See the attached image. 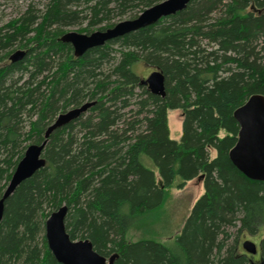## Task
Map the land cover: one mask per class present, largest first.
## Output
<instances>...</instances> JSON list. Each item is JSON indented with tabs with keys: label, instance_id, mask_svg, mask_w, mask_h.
I'll use <instances>...</instances> for the list:
<instances>
[{
	"label": "trees",
	"instance_id": "1",
	"mask_svg": "<svg viewBox=\"0 0 264 264\" xmlns=\"http://www.w3.org/2000/svg\"><path fill=\"white\" fill-rule=\"evenodd\" d=\"M46 1L39 22L28 12L0 36V197L27 145L40 144L60 113L95 104L52 132L45 166L5 200L0 264H59L44 223L61 206L70 239L88 240L113 264H250L239 249L247 236L259 238L264 264V182L228 159L239 129L233 112L251 95L264 97V0H192L80 57L60 41L62 28L88 20L81 32L104 30L163 0ZM15 41L25 55L11 63ZM137 62L163 75V97L140 84ZM135 96L138 109L127 116ZM169 110L182 112L178 141L169 138ZM198 177L203 195L178 235L128 240L148 222L168 228L166 192Z\"/></svg>",
	"mask_w": 264,
	"mask_h": 264
},
{
	"label": "water",
	"instance_id": "2",
	"mask_svg": "<svg viewBox=\"0 0 264 264\" xmlns=\"http://www.w3.org/2000/svg\"><path fill=\"white\" fill-rule=\"evenodd\" d=\"M191 1L164 0L146 8L134 19L118 22L110 28L90 34L68 32L60 37V41L72 47L74 57H80L87 50L101 47L111 40L153 25L162 18L184 10ZM24 55V50H16L9 56V61H20ZM140 84L153 95L163 97L165 94L164 77L158 70L152 71L146 79H141ZM94 104L93 101L85 102L60 113L46 128L43 141L38 145L31 144L26 147L0 197V221L5 200L23 181L45 166L43 151L52 132L78 119ZM233 118L239 129L236 143L228 152V159L246 178L264 182V97L251 95L233 112ZM66 216L67 207L61 206L53 211L44 223L46 246L54 260L59 264H113V257L105 258L96 253L88 240L70 239L65 228ZM241 248L250 256L257 254L256 245L252 241H243ZM250 264H254L253 261Z\"/></svg>",
	"mask_w": 264,
	"mask_h": 264
},
{
	"label": "rangeland",
	"instance_id": "3",
	"mask_svg": "<svg viewBox=\"0 0 264 264\" xmlns=\"http://www.w3.org/2000/svg\"><path fill=\"white\" fill-rule=\"evenodd\" d=\"M164 1V0H163ZM46 0H0V36L9 32V27L13 22L18 21L20 18L24 17L26 13L30 12V14L34 15L37 19L36 22L40 21V17L42 16ZM129 20L128 15L123 16L121 18L114 19L111 21L116 24L118 22ZM88 20H84L81 24H77L75 26H69L61 29V35L68 32H76L82 34H90L95 31H99L102 26L90 28L88 32H81L83 29L87 28ZM11 32V31H10ZM23 41V40H22ZM20 41H15L13 45H15L10 51L9 56L16 50H21L16 45H19ZM113 52H118V47H112ZM108 66H105L103 71L107 73ZM132 71L138 76V78L146 79L149 74L153 71V69L142 62H137L133 65ZM141 93L140 90H136L135 94ZM131 101V110L132 112L129 115L136 114L138 107L134 104L137 97L132 98ZM87 101V100H86ZM69 110V109H68ZM54 121V120H53ZM181 123H182V112L180 110H169L167 111V126L169 131V138L174 141H178L181 137ZM28 146V145H27ZM211 157L215 156V153L211 151ZM143 165L154 172V176L159 181L158 173L155 171L153 164L147 159L143 158ZM204 187L202 178H195L191 181H188L185 186L181 190H177L176 186L168 189L166 192V201L164 204L165 211H167L168 215V228L164 229L165 222L163 220L162 223H151L148 222L142 226L136 227L132 229L128 233V240L135 242L141 238H154L161 242H167L170 238H174L178 235L182 229V226L190 214V211L195 204V202L203 195ZM166 226V227H167ZM231 233L230 241L234 238L235 229H229ZM157 235H152V234ZM264 234V231H263ZM262 236V235H261ZM252 241L259 251V238L258 237H245L243 241ZM242 241V242H243ZM230 243V242H229ZM239 249L241 252H244L241 248V243L239 244ZM245 253V252H244ZM251 257V256H250ZM254 261L258 262V258L255 255ZM251 258V262L253 261Z\"/></svg>",
	"mask_w": 264,
	"mask_h": 264
},
{
	"label": "flooded vegetation",
	"instance_id": "4",
	"mask_svg": "<svg viewBox=\"0 0 264 264\" xmlns=\"http://www.w3.org/2000/svg\"><path fill=\"white\" fill-rule=\"evenodd\" d=\"M256 256H257V258H258V262H255V261H254V258H253V257H255V255H254V256H251V258H253V259H252V260H253V263H254V264H263V263H262V260H261V256H260V252H259V251H257ZM251 258H249V262H251V260H250Z\"/></svg>",
	"mask_w": 264,
	"mask_h": 264
}]
</instances>
